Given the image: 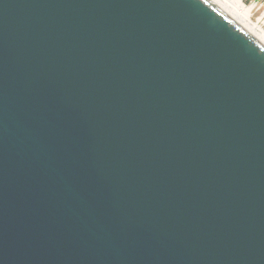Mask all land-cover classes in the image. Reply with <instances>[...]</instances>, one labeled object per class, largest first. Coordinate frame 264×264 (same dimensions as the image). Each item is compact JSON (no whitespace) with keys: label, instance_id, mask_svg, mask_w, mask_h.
<instances>
[{"label":"water","instance_id":"95a60500","mask_svg":"<svg viewBox=\"0 0 264 264\" xmlns=\"http://www.w3.org/2000/svg\"><path fill=\"white\" fill-rule=\"evenodd\" d=\"M0 264H264V33L229 0H0Z\"/></svg>","mask_w":264,"mask_h":264},{"label":"built area","instance_id":"2783aa9c","mask_svg":"<svg viewBox=\"0 0 264 264\" xmlns=\"http://www.w3.org/2000/svg\"><path fill=\"white\" fill-rule=\"evenodd\" d=\"M234 4L238 10L247 13V18L264 31V0H235Z\"/></svg>","mask_w":264,"mask_h":264},{"label":"bare ground","instance_id":"6f19581e","mask_svg":"<svg viewBox=\"0 0 264 264\" xmlns=\"http://www.w3.org/2000/svg\"><path fill=\"white\" fill-rule=\"evenodd\" d=\"M230 2L235 6V4H234L235 0H231ZM235 7H236V6H235ZM242 13H243V12H242ZM243 14H244L246 17H247V15H248L247 13H243ZM259 29H260V28H259ZM260 30H261V29H260ZM261 31H262V30H261ZM262 32L264 33V31H262Z\"/></svg>","mask_w":264,"mask_h":264}]
</instances>
